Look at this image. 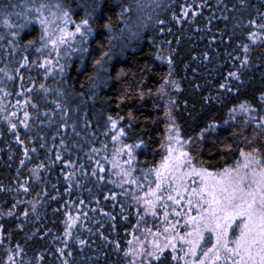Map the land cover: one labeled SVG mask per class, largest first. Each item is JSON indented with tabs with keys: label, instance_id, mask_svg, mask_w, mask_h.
<instances>
[{
	"label": "trees",
	"instance_id": "obj_1",
	"mask_svg": "<svg viewBox=\"0 0 264 264\" xmlns=\"http://www.w3.org/2000/svg\"><path fill=\"white\" fill-rule=\"evenodd\" d=\"M40 3L52 5V11L56 3L68 8L69 30L89 19L87 51L79 50V34L69 41L72 49L60 46L59 56L51 45L36 51L43 29L32 9ZM139 3L142 9L138 0H0V264H129L133 259L159 264L125 253L151 251L153 241L166 242L165 228L157 223L170 208L159 202L153 215L144 200L153 199L150 190H156L169 132L187 142L196 168L201 162L213 172L233 167L243 159L241 149L257 148L264 155V134L257 135L264 116V30L259 27L264 0ZM16 12L29 16L26 27H15L26 23ZM242 103L250 111H240ZM25 110L28 128L19 123ZM12 112L14 130L2 118ZM109 116L117 119L116 129ZM120 128L126 135L113 141ZM141 141L126 164L127 150H117ZM40 164L44 167L34 174ZM187 251L183 245L175 254ZM173 254L171 247L164 249L163 264H184L173 261ZM201 255L198 249L195 258L185 259Z\"/></svg>",
	"mask_w": 264,
	"mask_h": 264
},
{
	"label": "snow or ice",
	"instance_id": "obj_2",
	"mask_svg": "<svg viewBox=\"0 0 264 264\" xmlns=\"http://www.w3.org/2000/svg\"><path fill=\"white\" fill-rule=\"evenodd\" d=\"M243 3V0H241ZM11 7L14 9L17 5L13 4ZM138 7L142 9V5L138 0ZM95 8H99V4L95 5ZM94 8V11H95ZM45 9H48V15L44 14ZM52 5L46 3H40L38 6H35L34 12L35 20L39 22L43 29V34L40 37V47L36 48V51L42 53L49 45H51L52 50L56 52L57 56L60 55V46L66 45L69 49H72V44L69 42L75 40L77 34H79L81 45L80 51H87L86 45L88 42V37L92 34V28L89 24V19H82L79 24H76L74 30H69L67 27L68 23L71 22V13L68 8L62 6L61 3L55 4L56 11H52ZM29 10V11H32ZM124 11H130L129 8H125ZM7 15H12V13H7ZM17 17L24 16L25 24L16 25L17 28H23L27 26V22H30L29 16L22 12H16ZM89 16L92 13L88 14ZM184 15H188L187 11H184ZM151 19V17H149ZM173 19H178L175 14ZM226 20L227 17H224ZM261 19H264V15L261 16ZM3 23L8 27H13L9 24L8 19H4ZM250 24H255L254 20L249 21ZM157 24L163 25L164 21L158 20ZM105 27H109L105 25ZM259 27L264 30V24H260ZM163 32V28L160 29ZM170 31V30H169ZM13 36H17L18 32L13 31ZM255 33H250V36L255 37ZM0 39H3V36H0ZM170 43V41H165ZM35 41L29 40L28 44L33 45ZM245 53L248 51V45L242 46ZM104 55H107L105 53ZM163 59V57H159ZM27 60V57L24 58ZM45 64H51V61L45 58ZM101 61L97 60L96 64H100ZM247 63V60L242 61L241 66ZM168 64L171 67L172 61L171 58L168 59ZM43 66V65H41ZM3 71V69H0ZM61 73L64 71V66H60ZM171 73H169L170 75ZM230 77H233L239 80V75L236 72L228 73ZM11 79V77H9ZM175 84V82H172ZM43 88L44 86L41 85ZM178 87V85H177ZM221 88H225V84L220 85ZM45 91H48L45 89ZM163 91V89H161ZM59 94V93H58ZM207 99V97L205 98ZM264 100V95L261 97ZM19 106V101H17ZM59 107V104L57 103ZM32 107H37L33 104ZM239 109L242 112L250 111L246 103L239 105ZM0 111H3V107L0 106ZM236 109L233 108L232 112H235ZM16 113H5L3 119L9 124L10 129H16L17 124L13 123L11 117L15 116ZM24 120L19 121L20 124H23L25 128H28L29 125L26 121L30 118V113L25 110ZM108 121L111 124L112 129L117 128V119L109 116ZM119 119H123L120 117ZM258 128L261 130L257 135L264 134V116L259 117ZM210 127H212L210 125ZM206 131V130H205ZM125 130L120 128L119 131L112 136L113 141H117L120 137L125 136ZM19 140V136H17ZM169 144L167 146V155L163 157L162 163L158 169H156V191H151L150 194L154 199H145L144 205L145 210H151L153 215H155V210L157 207V202H160V206L164 207V198L163 193L157 194L162 188V182L167 179L168 176H172L173 179H179L180 184L172 189L177 192V195L180 196V199H183V196L180 195V190L183 187V180L185 176H199L200 177V187L197 190L195 187L192 188L191 192L188 195V206L189 211L193 207V197L196 198L197 215L189 216L187 218L188 222L193 225V231L186 233L185 236H180L177 232L175 235L165 236V243L163 245L153 241L151 251H142L136 252L134 249L129 248L128 252L125 253L126 256L129 254L135 258L138 255H144L147 257L153 258L159 264H163V254L164 249L171 247L173 251L172 260H184V264H264V155L261 154L260 150L257 148H252L251 151L240 150V156L243 158V163L237 161L235 167H225L221 172H212L209 171L207 167L203 166L201 162V167L196 168L193 165V157L187 151L183 150H174L171 147L172 137H169ZM176 142L180 143L179 135L177 134ZM23 144V141H20ZM61 140V144H63ZM187 143V142H185ZM249 144L252 141H248ZM143 144V141L140 144H124L123 147L117 150L119 152L127 150V155L129 159L125 161L126 164H131L133 159V149L140 147ZM41 147H44L41 144ZM163 147V145H162ZM34 152L35 149H32ZM93 152L96 149L92 150ZM25 156L28 155V149L25 148ZM61 157L57 154L56 159L59 160ZM21 164H24L25 161L21 160ZM99 163V162H97ZM115 166V162H114ZM44 165H37L35 169H32L33 173H38ZM184 168H189L188 172H183ZM101 171L103 169L101 168ZM179 173V176L177 174ZM93 176L97 175L96 170L92 172ZM123 175H130L129 172H124ZM74 176V173H70L67 176V179L71 180ZM37 178H39L37 176ZM103 179V177H99ZM135 183V181H130ZM21 187H24L21 185ZM172 188L171 184L168 186ZM187 191V189H184ZM25 192H28V188H24ZM107 199V197H106ZM137 199H139L137 197ZM180 199H177L176 196L171 194L167 195L168 201H173L176 204L180 203ZM15 206V205H14ZM36 211L35 205H33V212ZM11 215V212H9ZM168 213L165 212V221L167 222ZM179 215V213H177ZM27 216V213H25ZM70 228L71 225H68ZM172 230H175V225H170ZM164 231L169 232V228H165ZM208 234L207 236L205 234ZM68 234V233H66ZM194 237V239H186L185 237ZM179 238L188 245V251L184 253V256L176 255V245L173 243L174 240ZM79 243L83 245L85 241L80 240ZM131 243V242H129ZM211 243L210 247H204ZM19 249V245H17ZM202 250V255L199 256L196 260H186V256H197V249ZM22 251V249H21ZM183 251V249H181ZM10 261L13 260V257L10 255L8 257ZM67 264V262H65ZM129 264H135V260H130ZM151 264V262H149Z\"/></svg>",
	"mask_w": 264,
	"mask_h": 264
},
{
	"label": "rangeland",
	"instance_id": "obj_3",
	"mask_svg": "<svg viewBox=\"0 0 264 264\" xmlns=\"http://www.w3.org/2000/svg\"><path fill=\"white\" fill-rule=\"evenodd\" d=\"M53 11H56V10H53ZM169 137H172V140L170 143H171V147L174 150L186 151V148L184 146V144H185L184 141H182L179 138L180 143L176 142V138H177V132L176 131L171 130L169 132L168 137H167V140H168L167 146L169 144V139H168ZM166 152H167V147H166ZM241 163H243V159H242ZM233 167H235V166H233ZM182 171L186 173L189 171V168H184ZM219 172H221V171H219ZM177 176H179V173L177 174ZM169 184H171V186H172L171 189L168 187ZM179 184H180V180L178 178L173 179L172 176H168L167 179L162 182V188H161L160 192L157 193V194L163 193L164 203L167 204V209L170 208L168 211H165L168 213L167 222L165 221V216H164L163 219H160L157 223L159 226H163L164 228H169V232H167V235H175L178 232L180 234V236H185L186 233L192 232L193 231V225L188 222L187 218L189 216H196L197 215V208L195 207L196 198L193 197V200H192L193 207H192L191 211H189V206H188L187 200H188V195L191 192L193 187H195L197 190L199 189L200 177L195 176V175L184 177L183 187L180 190V195L183 196V199H180V196L177 195V192L172 190V189H175ZM185 188L187 189V191L184 190ZM169 194L176 196L177 199H180V203L176 204L173 201H168L167 195H169ZM153 199H154V197H153ZM158 203L159 202H157V204ZM165 212H163L164 215H165ZM177 213H179V215H177ZM170 225H175L176 226L175 230H172ZM164 233H166V232L164 231ZM167 235L164 234L162 239H165V236H167ZM205 235L207 236L208 234L206 233ZM185 238L186 239H194V237H187V236ZM179 242H181V243H179ZM159 243L164 244L165 242L160 241ZM173 243H175L176 247L186 245V247L188 248V245L184 241L180 240L179 238L174 240ZM210 246H211V243H209V245L207 247H210ZM198 249H200V248H198ZM187 260L191 261V258H188Z\"/></svg>",
	"mask_w": 264,
	"mask_h": 264
}]
</instances>
